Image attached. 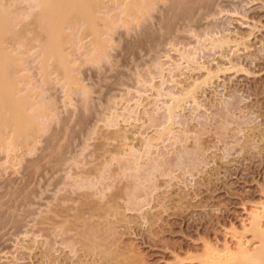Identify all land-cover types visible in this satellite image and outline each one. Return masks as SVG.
<instances>
[{"label": "rangeland", "instance_id": "1", "mask_svg": "<svg viewBox=\"0 0 264 264\" xmlns=\"http://www.w3.org/2000/svg\"><path fill=\"white\" fill-rule=\"evenodd\" d=\"M39 10L0 0L20 32L0 39V264H198L241 236L253 249L264 0H90L86 18L61 12L50 49Z\"/></svg>", "mask_w": 264, "mask_h": 264}, {"label": "bare ground", "instance_id": "2", "mask_svg": "<svg viewBox=\"0 0 264 264\" xmlns=\"http://www.w3.org/2000/svg\"><path fill=\"white\" fill-rule=\"evenodd\" d=\"M89 1L90 0H36L37 5L40 7L39 12L36 14V21L40 24L41 27L45 26V28H43L42 30L46 35L47 49L53 47L56 41L58 40L55 36L52 25L55 20H58L60 17H62L61 12H63L64 10L73 9L75 6H79L80 10L79 12H77V16L86 18V6L89 4ZM7 37H10L12 39L19 38L20 32L17 30H13V28L9 24L8 18L0 12V39ZM2 60L3 54L0 51V63ZM6 82L7 81L5 80L3 74L0 71V97L2 89ZM3 119L5 120L6 118ZM31 128V122H27L26 125H23L18 131H16V137H22L24 140L28 139L32 130ZM90 212L91 211H89V213ZM249 213L251 228L249 229L250 231L252 230L254 232L255 237L258 239L256 246H253V249H249V245L247 246V242L244 241L241 236V238H237L236 240L235 249H231L232 245L230 246V244H224L223 252H225L223 254H218L220 251L216 248L217 246L215 245V247L210 244L205 247L206 253L208 249L209 258H206L208 256L207 254V256H205L207 260H204L203 258L200 262H198V264H264V212L258 210L257 208V210L252 211L250 209ZM87 224L88 225H86L85 227L83 225L84 229L80 235L82 238L85 239L87 243L89 242L88 244L92 245L94 244V242H97L96 238L98 237L97 233L99 227L97 225L95 227V225H91V223ZM214 244H216V242Z\"/></svg>", "mask_w": 264, "mask_h": 264}]
</instances>
